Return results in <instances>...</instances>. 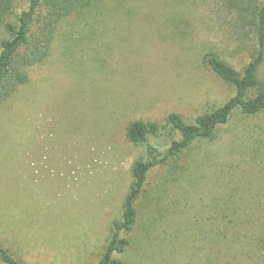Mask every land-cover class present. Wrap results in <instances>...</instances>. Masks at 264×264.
I'll list each match as a JSON object with an SVG mask.
<instances>
[{"label":"rangeland","instance_id":"obj_1","mask_svg":"<svg viewBox=\"0 0 264 264\" xmlns=\"http://www.w3.org/2000/svg\"><path fill=\"white\" fill-rule=\"evenodd\" d=\"M108 2L98 23L78 27L74 15L64 20L47 59L31 66L28 82L0 100V245L22 264L96 263L121 218L132 166L147 156L145 144L128 140V123L164 125L171 112L193 122L234 95L233 86L202 63L206 49L222 50L238 69L248 61L250 48L238 51L229 25L209 17L204 6L183 32L172 20L173 0ZM28 3L14 0L7 19L15 20ZM161 131L150 141L164 149L172 136L168 128ZM221 131L209 147L241 168L244 263L264 264V116L235 115ZM229 132L243 138L235 153ZM255 138L256 156L247 148ZM254 151L255 160L248 154ZM170 176L168 167L151 172L148 187L158 194L140 199L123 264H199L187 236L172 245L164 239L165 230L174 228L168 221L196 202L189 198L193 191ZM200 200L207 202L206 193ZM154 216L160 224L152 236ZM225 260L220 256L218 263Z\"/></svg>","mask_w":264,"mask_h":264},{"label":"trees","instance_id":"obj_2","mask_svg":"<svg viewBox=\"0 0 264 264\" xmlns=\"http://www.w3.org/2000/svg\"><path fill=\"white\" fill-rule=\"evenodd\" d=\"M108 4V0H29L15 20H10L7 17L13 13L14 0H0V19H5L6 33L0 40V100L12 96L19 86L28 82L31 66L47 59L64 20L74 15L78 27L98 23L101 16L108 14ZM202 6L209 10V17L216 15L219 23L229 25L233 41L238 42V51L250 48L248 61L241 69L235 67L222 50L210 47L202 54V63L233 86L235 93L211 111L198 114L193 122L186 121L181 113L171 112L166 126L141 119L128 123V140L135 145L145 144L147 156L134 162L121 218L113 222L110 240L100 259L93 264H123L121 255L132 244V234L139 222V201L145 193H152L150 197L158 194L156 187H153L154 192L148 187V178L158 167H168L172 180L177 178L179 187L188 186V190L193 191L189 198L196 200L187 205L190 208L185 215L178 211V215L168 221V227L174 228L165 230L164 239L175 244L176 240L187 236L191 246L194 243L197 247L199 264H219L220 256L226 259L225 264L248 261L244 244L247 226L241 216L244 191L240 184V165L230 156L223 158L209 146L221 137V130L235 115L246 119L264 116V0H173V22L186 31ZM163 128H168L172 139L161 149L151 143L150 138L161 135ZM232 135L229 150L235 153L243 138L237 132ZM257 142L256 138L250 140L247 147L251 145V150L256 151L248 153L253 160L260 148H255ZM188 157L192 159L187 160ZM245 161L249 159L246 157ZM211 187L214 189L209 190ZM201 188L204 191L194 196ZM205 193L207 202L200 200ZM157 221L154 216L148 235L153 236L158 230L160 222ZM208 244L210 247L206 249ZM0 264L22 263L0 245Z\"/></svg>","mask_w":264,"mask_h":264}]
</instances>
